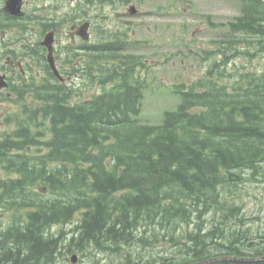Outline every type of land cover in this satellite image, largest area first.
Instances as JSON below:
<instances>
[{
  "label": "trees",
  "instance_id": "1",
  "mask_svg": "<svg viewBox=\"0 0 264 264\" xmlns=\"http://www.w3.org/2000/svg\"><path fill=\"white\" fill-rule=\"evenodd\" d=\"M128 1L76 0L84 4L77 17L88 4ZM45 9L26 15L29 22L0 8V24H38L43 33L54 23ZM225 25L229 33L211 52L219 58L176 87L177 105L157 124L139 120L146 82L137 71L145 62L117 53L126 47L121 33L85 45L80 66L99 92L82 99L83 87L60 84L23 38L25 54L47 73L40 86H20L23 116L0 135V214L10 212V221L0 222V264H60L62 254L94 249L112 254L105 264L264 256V234L248 227L242 205L224 194L243 173L264 177V67L234 61L264 56V0H241L240 14ZM72 221L71 235L50 231Z\"/></svg>",
  "mask_w": 264,
  "mask_h": 264
},
{
  "label": "rangeland",
  "instance_id": "2",
  "mask_svg": "<svg viewBox=\"0 0 264 264\" xmlns=\"http://www.w3.org/2000/svg\"><path fill=\"white\" fill-rule=\"evenodd\" d=\"M240 3V0H129L126 3L88 4L85 5V13L81 16L84 15L82 19H89L91 22L90 38L88 41L76 38L74 42L100 43L108 37L112 38L114 33H121L127 47L117 53L139 55L145 62L137 71L140 79L146 82L138 114L139 120L142 123L157 124L161 121L163 112L175 108L180 99L175 86L181 83L189 84L202 76L206 67L215 58H219V55L211 52L216 42L229 33L225 22L240 13ZM132 5L134 14L130 12ZM41 6H46L45 10L59 17L63 12L71 14L69 10H77L73 0H26L24 9L31 12L37 7L35 12H38ZM81 7L82 5L78 9ZM30 28L31 36L26 33L24 36L35 40L39 34L35 25L30 24ZM67 30L68 28L64 29L65 32ZM14 33L11 30L6 32L5 40L9 47H12ZM68 35L67 32L59 37L55 47L57 52H60V58L70 65L66 62L68 55L65 48L63 49L65 44H69ZM71 56L73 62L79 59L83 62L85 51L71 53ZM234 61L245 69L255 66L254 68L259 70L260 66L264 67V56L238 55L234 57ZM4 62V58L0 60V64ZM38 65L35 60L34 68ZM85 81L84 77L77 76L74 83H70L83 87L81 99L99 92L98 84L89 86L90 82ZM12 84L15 85L14 81ZM28 105L31 107L30 103ZM21 111L22 104L17 101L15 93L12 97L6 96L0 101V135L14 129L23 116ZM262 167L264 169V164ZM0 176L5 177L6 173L2 172ZM226 191L224 194L231 197L234 203L242 205L241 215L246 218L247 226L256 233L264 234V177L258 174L252 177L243 173L242 179L231 184ZM9 214V211L2 212L0 222L10 221ZM73 222L56 223L50 231H62L70 235L74 228ZM74 254L78 259H82L79 260L82 264H88L91 260L98 261L97 264H105L108 262L107 257L112 256L102 254L93 258L89 253L82 255L75 251ZM115 258L114 256L112 261ZM63 262L70 264L64 259Z\"/></svg>",
  "mask_w": 264,
  "mask_h": 264
},
{
  "label": "flooded vegetation",
  "instance_id": "3",
  "mask_svg": "<svg viewBox=\"0 0 264 264\" xmlns=\"http://www.w3.org/2000/svg\"><path fill=\"white\" fill-rule=\"evenodd\" d=\"M1 18L4 19V15H1ZM0 18V19H1ZM4 23L1 21L0 24V32H1V38H0V60L4 58L5 62L0 64V71H2L3 73H6L7 75V79L9 81V86H12L11 82L14 81V83L16 84V82L18 84L21 83V77L22 74L26 73V70H23V64L27 66L29 65V67H31V65L34 66V58L31 59V61H27L26 57H23L21 55V51H20V39L17 35V32H15L14 34V38L13 40H11V44L12 47H9V43L5 40V35L7 30L4 28ZM67 25L63 23H56V25L53 26V30L55 31V45L58 43V38L60 37V35H65L67 32L69 33V35L71 36L72 31L78 26L77 22L74 24L69 25V28L67 30V32L64 31V29L66 28ZM11 31H13L15 28H10ZM33 35V34H32ZM78 38L76 35L74 37H72V42H71V46L74 48V50H76V52H82L83 51V44L80 43H75V39ZM58 49L57 47H55L54 49V54L56 57V64L59 68V71L61 73H65L66 70L68 69V65L67 63H64L62 61V59H60L59 53L57 52ZM42 59H44V55L42 56ZM29 62V64H27ZM76 65V62H73L72 67H74ZM80 69H78L79 71ZM24 72V73H23ZM64 76V80H71L72 76H70L69 74L67 75H63ZM75 76V75H73ZM78 77H81V74L78 73L77 75ZM75 78V77H74ZM74 82V80H73ZM11 84V85H10ZM17 84V85H18ZM6 93L5 90L1 91ZM8 94H11L10 91L7 92Z\"/></svg>",
  "mask_w": 264,
  "mask_h": 264
},
{
  "label": "water",
  "instance_id": "4",
  "mask_svg": "<svg viewBox=\"0 0 264 264\" xmlns=\"http://www.w3.org/2000/svg\"><path fill=\"white\" fill-rule=\"evenodd\" d=\"M21 6H22V0H7L5 2L4 10L6 12L12 14V15L21 16V15H23V11L21 10ZM131 12L132 13L134 12L133 6L131 7ZM88 25H89L88 22L83 23L77 31V34L82 36L84 39L88 38V32H87ZM53 36H54V33L52 31L48 32L45 35L44 39L42 40V45L47 47V50H48L47 60L50 64V66L56 72V74H58V72L54 66V61H53V57H52ZM3 86H6V82L4 81V76L0 75V88ZM218 259L237 260L235 257H232V256H224V257H217V258L208 259V261L218 260ZM198 264H202V262H200Z\"/></svg>",
  "mask_w": 264,
  "mask_h": 264
},
{
  "label": "bare ground",
  "instance_id": "5",
  "mask_svg": "<svg viewBox=\"0 0 264 264\" xmlns=\"http://www.w3.org/2000/svg\"><path fill=\"white\" fill-rule=\"evenodd\" d=\"M175 87H177V86H175ZM176 89V88H175ZM243 179L245 180V177H243ZM76 251V250H75ZM84 253V252H83ZM96 252H95V249H94V251H90L89 252V255H91L93 258L94 257H96V255L97 254H95ZM69 254H71V256H69ZM87 254V253H86ZM93 254V255H92ZM102 254H106V253H102ZM101 255V254H100ZM223 257V256H222ZM212 258H217V257H207V258H205L204 260H202V261H199V262H194V263H190V264H198V263H200V262H202V264H204V263H207V262H209L208 261V259H212ZM235 258L238 260V261H256V260H259V259H262V258H264V256H252V257H243V256H235ZM63 259L64 260H66V261H69L70 262V264H74L75 262V264H82V259H78V256L76 255V254H74V252H69L67 255H65V254H62V255H60V257H59V263L60 264H65L64 262H63ZM79 260H81V261H79ZM218 260H220V259H218ZM79 261V262H78ZM94 261H96V260H94ZM210 261H215V260H210ZM230 261H235V260H230ZM85 264H87V262L85 263Z\"/></svg>",
  "mask_w": 264,
  "mask_h": 264
}]
</instances>
